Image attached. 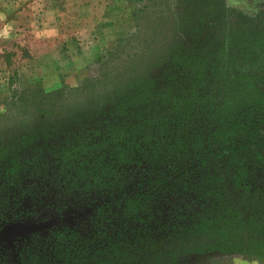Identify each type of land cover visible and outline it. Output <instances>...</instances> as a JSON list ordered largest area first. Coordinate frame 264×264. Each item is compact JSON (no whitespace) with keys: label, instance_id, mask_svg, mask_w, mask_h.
<instances>
[{"label":"trees","instance_id":"1","mask_svg":"<svg viewBox=\"0 0 264 264\" xmlns=\"http://www.w3.org/2000/svg\"><path fill=\"white\" fill-rule=\"evenodd\" d=\"M132 2H145L132 13L136 34L80 86L12 91L5 104L0 223L54 217L15 244L11 264H184L213 253L264 264V84L225 72L211 34L223 0H203L196 17L167 0Z\"/></svg>","mask_w":264,"mask_h":264},{"label":"rangeland","instance_id":"2","mask_svg":"<svg viewBox=\"0 0 264 264\" xmlns=\"http://www.w3.org/2000/svg\"><path fill=\"white\" fill-rule=\"evenodd\" d=\"M187 1L167 0L171 10L184 7L195 17L208 11L203 0ZM144 5L132 0H0V115L6 113L12 91L48 92L80 86L93 75L97 60L114 50L119 39L136 34L132 13ZM223 6V15L211 34L219 31L221 35L225 72L249 75L255 83L264 84V0H223ZM153 24L150 18L147 25ZM162 26L165 32L157 34L167 35H158L159 40L170 34V24L164 21ZM152 34L147 31L146 39ZM63 215L68 218L70 212ZM29 219L20 224L43 223L54 217ZM15 225L19 224L0 223V235ZM30 235L0 237V254L8 264L16 260L15 244ZM184 264L258 263L213 253L192 255Z\"/></svg>","mask_w":264,"mask_h":264},{"label":"water","instance_id":"3","mask_svg":"<svg viewBox=\"0 0 264 264\" xmlns=\"http://www.w3.org/2000/svg\"><path fill=\"white\" fill-rule=\"evenodd\" d=\"M53 225L52 221H45L43 223L38 224H19L10 227L6 231H4L0 237L2 239L10 238L11 236H23V235H29L33 233L41 232Z\"/></svg>","mask_w":264,"mask_h":264}]
</instances>
